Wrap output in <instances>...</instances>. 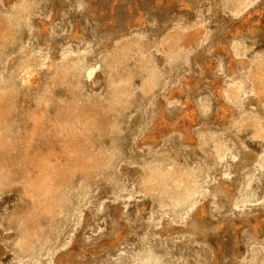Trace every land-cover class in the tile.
Listing matches in <instances>:
<instances>
[{
  "label": "rangeland",
  "instance_id": "374dc122",
  "mask_svg": "<svg viewBox=\"0 0 264 264\" xmlns=\"http://www.w3.org/2000/svg\"><path fill=\"white\" fill-rule=\"evenodd\" d=\"M198 7L0 0V264H264V0Z\"/></svg>",
  "mask_w": 264,
  "mask_h": 264
},
{
  "label": "crops",
  "instance_id": "0c3cea01",
  "mask_svg": "<svg viewBox=\"0 0 264 264\" xmlns=\"http://www.w3.org/2000/svg\"><path fill=\"white\" fill-rule=\"evenodd\" d=\"M188 2L193 7L192 14L196 15V17L200 16L201 8H199L198 6L200 5V7H201V5L204 3V0H188ZM239 5L241 6V3L240 4H235V7H239ZM233 9H235V8H233ZM235 10H237V9H235Z\"/></svg>",
  "mask_w": 264,
  "mask_h": 264
}]
</instances>
